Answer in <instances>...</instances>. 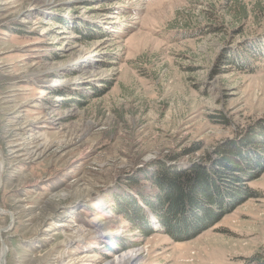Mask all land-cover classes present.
<instances>
[{
  "label": "rangeland",
  "instance_id": "1",
  "mask_svg": "<svg viewBox=\"0 0 264 264\" xmlns=\"http://www.w3.org/2000/svg\"><path fill=\"white\" fill-rule=\"evenodd\" d=\"M263 129L264 0H0L2 264H264V169L189 236L138 194Z\"/></svg>",
  "mask_w": 264,
  "mask_h": 264
},
{
  "label": "trees",
  "instance_id": "2",
  "mask_svg": "<svg viewBox=\"0 0 264 264\" xmlns=\"http://www.w3.org/2000/svg\"><path fill=\"white\" fill-rule=\"evenodd\" d=\"M247 136L225 143L221 147V157L207 170L194 164L178 167L176 164H165L163 161L164 163H156L157 167L152 173L145 176L149 186L156 188L157 191L144 197L145 194L141 192L144 188H141L138 194L143 197V202L150 207L149 209L159 219L161 228L169 235L174 238L189 236L211 225L223 213L225 205L221 204L224 203V199L230 200V206H227L230 209L234 199L239 197L238 188L242 186L241 182L234 184V181H237L235 175L246 173L254 176L264 169V129L253 133L252 136L249 133ZM131 179L130 177L129 180ZM246 191L252 192L250 189ZM122 197L125 202L124 208L120 206L124 213L123 218L126 221L136 220L132 212L142 213V208L132 196ZM138 217L139 220L145 221L141 214ZM147 227L150 230L149 224Z\"/></svg>",
  "mask_w": 264,
  "mask_h": 264
},
{
  "label": "bare ground",
  "instance_id": "3",
  "mask_svg": "<svg viewBox=\"0 0 264 264\" xmlns=\"http://www.w3.org/2000/svg\"><path fill=\"white\" fill-rule=\"evenodd\" d=\"M3 252H4V247L2 248L1 247V250H0V264H2V255H3ZM142 251L139 250L138 252H134V254L131 256V258H129L128 260H126L125 262H123L122 264H136V259L140 258L142 255ZM118 256H122V255H118ZM5 260V259H4ZM3 260V261H4ZM121 260H123L122 258H120L118 260V262H120ZM118 262L116 261L115 264H118ZM113 263V262H112ZM120 264V263H119Z\"/></svg>",
  "mask_w": 264,
  "mask_h": 264
},
{
  "label": "water",
  "instance_id": "4",
  "mask_svg": "<svg viewBox=\"0 0 264 264\" xmlns=\"http://www.w3.org/2000/svg\"><path fill=\"white\" fill-rule=\"evenodd\" d=\"M0 210H2V209L0 208ZM2 243H3V241H2ZM2 245H3V247H4V253H3V255H2V257H3V259H4V258H5L6 248H5V246H4V243H3ZM3 263H4V261H3Z\"/></svg>",
  "mask_w": 264,
  "mask_h": 264
}]
</instances>
